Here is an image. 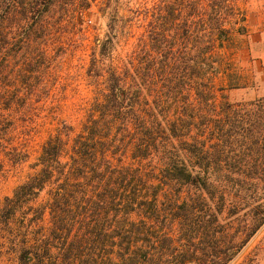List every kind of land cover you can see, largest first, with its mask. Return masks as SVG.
Masks as SVG:
<instances>
[{
  "label": "trees",
  "instance_id": "1",
  "mask_svg": "<svg viewBox=\"0 0 264 264\" xmlns=\"http://www.w3.org/2000/svg\"><path fill=\"white\" fill-rule=\"evenodd\" d=\"M249 1L0 0V158L27 161L41 113L58 124L0 200V264L240 253L264 225V97L227 96L244 85L231 56ZM75 33L94 43L77 132L54 93ZM256 35L261 62L264 25Z\"/></svg>",
  "mask_w": 264,
  "mask_h": 264
},
{
  "label": "rangeland",
  "instance_id": "2",
  "mask_svg": "<svg viewBox=\"0 0 264 264\" xmlns=\"http://www.w3.org/2000/svg\"><path fill=\"white\" fill-rule=\"evenodd\" d=\"M262 4V0H250L246 5L247 26L251 32L248 37H240L238 49H234L231 56L239 72L245 76L242 82L244 85L227 92L230 101H248L264 97V58L259 62L254 47L251 46V42L258 38V28L264 25ZM98 34L101 37L103 31ZM72 40L74 45L64 58L65 64L59 73V84L54 93L58 100L55 104L59 103L62 108L58 119L69 121L77 132L83 116L80 109L82 105H87L92 96L91 88L85 81V69L94 43L93 36L83 39L78 33L73 35ZM53 119L54 117L44 112L36 120L33 131L26 136L29 156L23 165L11 168L4 157L0 158V200L11 195L14 188L32 173L31 166L36 161L42 144L49 135L54 134L58 126L57 118ZM229 264H264V225Z\"/></svg>",
  "mask_w": 264,
  "mask_h": 264
}]
</instances>
